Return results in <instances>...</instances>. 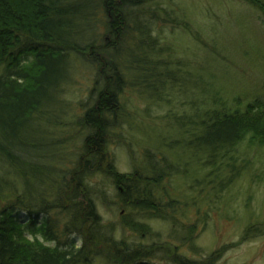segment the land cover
Returning a JSON list of instances; mask_svg holds the SVG:
<instances>
[{"label":"trees","instance_id":"1","mask_svg":"<svg viewBox=\"0 0 264 264\" xmlns=\"http://www.w3.org/2000/svg\"><path fill=\"white\" fill-rule=\"evenodd\" d=\"M243 1L264 14V2ZM151 3L0 0V201H7L0 207V264H153L154 250L173 264L220 261L225 248L203 260L180 254L183 240L192 243L194 226L180 246L166 241L143 247L116 240V228L97 211L108 198L98 177L116 190L114 205L129 216L121 215V232L159 239L145 222H170L173 228L181 209L164 185L186 176L184 166L148 149L146 163L123 176L108 153L130 120L124 94L160 101L182 78L153 36L166 12ZM78 62L95 75L87 103L69 124L62 118L63 93ZM212 102L209 107L202 101L200 109L193 103L191 116L175 120L188 141L162 144L166 152L199 155L207 172L199 183L218 197L252 165L251 156L264 151V103L235 99L231 108ZM257 229L248 227L242 241Z\"/></svg>","mask_w":264,"mask_h":264},{"label":"rangeland","instance_id":"2","mask_svg":"<svg viewBox=\"0 0 264 264\" xmlns=\"http://www.w3.org/2000/svg\"><path fill=\"white\" fill-rule=\"evenodd\" d=\"M151 1V7L166 12L154 24L153 36L166 51L163 58L180 66L182 78L167 89L160 101L131 91L124 94L130 120L120 130L123 139L112 145L108 153L117 173L123 176H131L135 168L146 163L143 154L148 149L160 159L168 156L173 164L184 166L186 176H174L164 185L167 195L179 201L181 209L173 228L170 222H145L159 239L121 232V215L126 218L127 213H119L114 205L116 190L98 177L97 184L108 198L105 204H98L97 211L106 224L116 228V240L123 237L126 242L141 243L143 247L166 241L180 246L186 229L194 226L192 243L189 244V238L183 240L186 243L181 244L179 251L187 259L203 260L225 248L217 264H264V151L251 156L252 165L245 173L215 197L207 194L205 184L199 183L207 173L197 162L200 156L194 158L192 153L179 148L166 152L162 144V141H188L175 120L191 116L193 103L199 109L202 101L212 107L216 99L231 108L235 99L242 102L260 99L264 103V14L243 0ZM94 75L91 66L74 64L72 80L63 93L67 106L62 118L67 123L73 124L81 106L87 103ZM6 204L7 201H0V207ZM251 226L258 228V234L242 241L243 233ZM172 230L175 234L171 236ZM81 245V241L76 243L77 247ZM153 257L150 259L153 264H173L162 250H154Z\"/></svg>","mask_w":264,"mask_h":264}]
</instances>
